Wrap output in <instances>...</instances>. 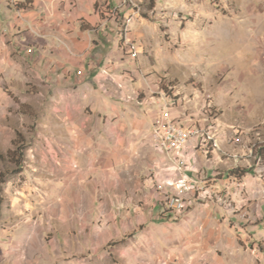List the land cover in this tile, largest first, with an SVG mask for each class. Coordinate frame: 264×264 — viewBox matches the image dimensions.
<instances>
[{"label":"rangeland","instance_id":"obj_1","mask_svg":"<svg viewBox=\"0 0 264 264\" xmlns=\"http://www.w3.org/2000/svg\"><path fill=\"white\" fill-rule=\"evenodd\" d=\"M99 18L108 24L84 21L83 28L104 38L94 41L99 53L116 48L127 61H119V80L126 83L121 91H138L139 99L148 97L153 108L166 109L172 119L201 133L200 143H191L177 157L180 178H188L194 188L178 194L186 201L185 211L156 209L161 227L154 236L164 244L138 241L141 246L134 250L126 245L132 264H178L189 248L204 259L215 256L219 264H264V164L253 150L264 139V0H118L101 8ZM15 101L14 116L6 120L0 113V264H15L13 259H19L17 264H61L63 258L77 264H121L126 256L116 248L122 243L96 248L111 220L78 222L15 212L6 194L9 181L21 183L36 165L39 177H46L52 166L66 164L62 150L58 158L48 153L46 137L31 121L33 106ZM20 114L29 120L16 122ZM158 115L150 118L152 130ZM18 223L32 230L27 248L16 251L22 241L15 234ZM181 226L185 233L175 230ZM187 228L192 232L186 234Z\"/></svg>","mask_w":264,"mask_h":264},{"label":"crops","instance_id":"obj_2","mask_svg":"<svg viewBox=\"0 0 264 264\" xmlns=\"http://www.w3.org/2000/svg\"><path fill=\"white\" fill-rule=\"evenodd\" d=\"M113 2L118 0H0V113L6 120L14 116L15 98L32 105L30 120L46 137L48 153L58 158L62 150L66 156V164L52 166L46 177H39L36 165L37 170L26 171L31 177L8 182L6 194L19 217L43 212L61 220H111L96 248L118 241L122 244L117 251L126 256L121 264H132L126 245L134 250L136 244L141 246L138 241L158 243L154 234L161 227L156 222L162 204L156 183L175 184L182 165L176 155L153 144L150 118L160 114L161 107L153 108L148 97L139 99L138 91H121L126 83L119 80V61H127L116 48L99 53L94 41L104 38L95 29L83 28L84 21L106 26L108 19L99 18V10ZM104 59L109 63L104 65ZM28 120L22 114L16 117V122ZM185 228L175 230L185 233ZM31 230L17 224L15 234L22 241L13 250L27 248ZM192 230L187 228L186 234ZM158 241L164 244V239ZM188 250L178 264H202L205 259L204 264H219L213 255L204 259ZM61 264L77 262L63 258Z\"/></svg>","mask_w":264,"mask_h":264},{"label":"built area","instance_id":"obj_3","mask_svg":"<svg viewBox=\"0 0 264 264\" xmlns=\"http://www.w3.org/2000/svg\"><path fill=\"white\" fill-rule=\"evenodd\" d=\"M166 109L154 121L152 140L155 146L161 147L163 153H174V156L180 157L187 151L191 143H200L201 139H187L189 129L181 123L172 119ZM173 126L181 127V134H173ZM204 139V138H202ZM192 182L188 178H180L175 184L157 182L156 189L158 198L162 204V212L181 213L186 209V201H178L180 192H193ZM188 208V207H187Z\"/></svg>","mask_w":264,"mask_h":264},{"label":"bare ground","instance_id":"obj_4","mask_svg":"<svg viewBox=\"0 0 264 264\" xmlns=\"http://www.w3.org/2000/svg\"><path fill=\"white\" fill-rule=\"evenodd\" d=\"M173 134H181V127L180 126H173ZM201 136V133L196 129V130H189L187 132V139H196ZM204 138V137H202ZM201 139V138H200ZM205 140L207 138H204ZM180 201V199L178 198Z\"/></svg>","mask_w":264,"mask_h":264},{"label":"trees","instance_id":"obj_5","mask_svg":"<svg viewBox=\"0 0 264 264\" xmlns=\"http://www.w3.org/2000/svg\"><path fill=\"white\" fill-rule=\"evenodd\" d=\"M253 146H254L253 150L254 149L256 150L255 153L257 154V156L260 158V160L264 164V139H261L260 142L256 143Z\"/></svg>","mask_w":264,"mask_h":264}]
</instances>
